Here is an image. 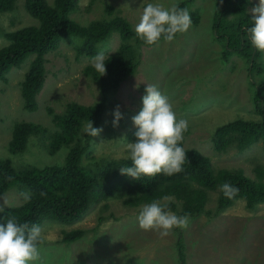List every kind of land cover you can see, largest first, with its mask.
<instances>
[{
    "label": "trees",
    "instance_id": "trees-1",
    "mask_svg": "<svg viewBox=\"0 0 264 264\" xmlns=\"http://www.w3.org/2000/svg\"><path fill=\"white\" fill-rule=\"evenodd\" d=\"M17 1L0 0V12L13 10ZM78 1L53 0L49 3L47 0H25V10L36 23L14 30L0 29L7 41L0 47V84L6 83L11 68L19 66L25 58L33 55L19 88L21 104L26 111L37 110V95L43 85L45 88L46 55L56 50L62 42L73 47L77 60L93 59L103 53L106 67V74L102 76L92 64L83 67L84 74L98 86V98L93 103L69 101L61 113L55 112L50 105L44 106L54 129L35 121L6 124L10 122L9 118L6 120L5 116H0L2 130L6 132L8 129V135L0 139L4 141V150L7 148L9 152L6 151L8 156L0 155V198L12 190L23 195L20 204L6 205L0 211V223H6L7 219L14 216L17 223L28 222L30 226H40L46 221L71 225L81 221L91 207L101 202V209L108 208L110 199L140 211L144 205L167 196L171 198L168 210L177 216L189 214V223L192 218L204 216L211 221L216 220L239 199H243L246 207L252 210L264 204L263 164L256 162L253 165L249 158L246 159L253 170V176H248L237 157H233L235 167L231 168L215 165L211 157L212 154L221 156L231 147L241 153L256 143H260L264 152V52L257 51L251 45L246 31L252 26L250 7L255 6V3L252 0H215L211 29L214 39L221 46L217 60L228 62L233 56L242 60L252 112L257 118L247 120L237 117L218 125L211 132L212 135L210 133L202 150L186 147L183 140L179 142L187 157L182 172L172 176L162 173L154 177L141 176L139 180H134L120 172L121 167L132 166L127 159V149L124 157H95L92 136L83 130L90 120L94 127H99L105 113L117 106L116 93L121 88L120 95L133 100L132 93L123 88L124 83L142 65L143 48L152 45H147L137 37L135 27L123 15L100 17L86 23L73 18L72 13ZM93 1L96 0H90L88 11ZM194 1L178 0L175 4L186 8L191 22L197 25L200 15L198 10L191 8ZM105 10L109 15L114 11L111 5H106ZM114 34L118 35V46L107 53L109 39ZM137 89L138 93H141L140 90L145 91L139 87ZM4 91L5 87L0 85V107H3ZM3 104L8 109L7 102ZM137 130H129L126 141H136ZM31 136H36L42 143L46 140L44 146L51 155L66 146L68 150L64 162L50 165H39L37 162L13 164L10 155L22 154L27 143L28 151V139ZM87 158L92 162L85 161ZM223 183L239 189L233 199L226 198L220 191ZM213 192H217L215 200L211 198ZM25 195L30 199L25 201ZM173 229L176 231L175 262L187 264L183 228ZM64 230L62 226L59 242L67 244L80 240L87 232L85 228ZM190 255H194V252H190Z\"/></svg>",
    "mask_w": 264,
    "mask_h": 264
},
{
    "label": "rangeland",
    "instance_id": "rangeland-1",
    "mask_svg": "<svg viewBox=\"0 0 264 264\" xmlns=\"http://www.w3.org/2000/svg\"><path fill=\"white\" fill-rule=\"evenodd\" d=\"M47 1L52 3L53 0ZM177 1L96 0L88 11L90 0H79L78 10L72 13V17L86 23L91 19L120 14L135 27L148 3L169 8ZM252 1L255 6L259 3V0ZM24 2L18 0L13 10L0 12L1 30H14L36 23L27 14ZM106 5L113 7V14L106 12ZM214 6L215 0H195L191 8L199 12L197 25L191 22L188 30L178 33L172 41L162 40L143 48L142 65L131 77L130 83L125 82L123 87L132 93L133 100L120 95L122 88L116 93V102L123 116L119 126L113 127L115 108L105 113L98 127L103 130L97 136H92L95 157L127 155V144L135 140L126 141V134L138 128L132 117L138 114L142 97L146 94L144 90L138 93L137 88L146 89L147 84L155 85L168 98L177 121H187L188 130L183 133L186 147L205 149L207 138L218 125L237 117L247 120L257 118L252 112L242 60L236 56L228 62L217 60L221 46L214 39L211 29ZM6 43L0 32V47ZM118 43V35L114 34L109 39L107 53L114 51ZM46 58L45 88L43 85L37 95L36 111L29 112L23 108L19 90L33 55L25 58L19 66L11 68L6 83L0 84L5 87L0 116H5L6 120L9 118L10 122L6 124L35 121L54 129L44 106L50 105L55 112L61 113L69 101L90 104L98 98L97 83L86 76L83 70L85 65L92 64L93 59L77 60L73 47L63 42ZM4 102H7L8 109ZM7 135L8 129L4 132L0 126V137ZM28 141L29 150L27 143L23 155H10L13 164L37 162L39 165H50L64 162L68 150L66 146L51 155L45 149L46 140L42 143L36 136H31ZM3 142L0 139V155L8 156ZM211 157L215 165L226 168L235 167L233 157H237L248 176H253V170L246 159L249 158L253 165L256 162L264 165V152L260 143L241 153L231 147L221 156L212 154ZM85 161L92 162L88 158ZM22 197V194L12 190L2 196L0 201H7L8 206L18 205L23 201ZM216 197L217 192H213L212 200ZM113 200H108L109 207L105 209H101L103 202L91 207L89 213L74 224L46 221L40 225L44 239L39 245V260L33 264H177L174 249L176 231L172 229L167 236L162 237L158 230H142L138 226V209L128 208ZM99 217H102L101 221ZM62 226L64 231L85 228L87 232L80 240L62 243L59 242ZM183 237L187 264H264V204L252 210L246 207L243 199H239L216 220L211 221L205 216L192 218L188 227L183 228ZM190 252H194V255H190Z\"/></svg>",
    "mask_w": 264,
    "mask_h": 264
},
{
    "label": "clouds",
    "instance_id": "clouds-1",
    "mask_svg": "<svg viewBox=\"0 0 264 264\" xmlns=\"http://www.w3.org/2000/svg\"><path fill=\"white\" fill-rule=\"evenodd\" d=\"M252 26L247 28L251 45L264 52V0L251 10ZM191 25V18L186 8L172 4L165 8L161 4L148 3L135 26V33L147 45L156 44L163 38L172 41L177 33H183ZM93 68L100 74H106L105 57L103 53L96 55L92 61ZM146 94L142 97V107L132 121L138 130L135 142L127 144V152L132 166L121 167L122 175L134 180L141 176L154 177L157 174L172 176L183 171L182 165L186 160V152L179 142L183 133L188 130L186 120L177 121L168 98L161 94L155 85L147 84ZM112 126L118 127L122 119L120 105L113 112ZM107 123V122H106ZM103 129L93 126L90 120L84 133L97 136ZM220 191L228 199H233L239 189L229 183H223ZM25 201L30 197L25 195ZM170 197L155 200L144 205L138 214V226L142 230H158L159 234L167 236L173 228L186 229L189 225V214L177 216L168 210ZM7 201L0 203L3 211ZM42 230L38 225L28 222L17 223L16 217L0 223V264H33L39 260V245L43 243Z\"/></svg>",
    "mask_w": 264,
    "mask_h": 264
}]
</instances>
